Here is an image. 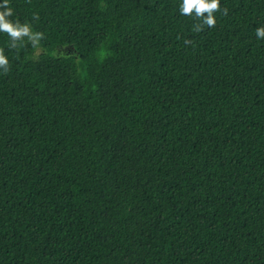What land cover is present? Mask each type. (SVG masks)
Segmentation results:
<instances>
[{
  "label": "trees",
  "instance_id": "1",
  "mask_svg": "<svg viewBox=\"0 0 264 264\" xmlns=\"http://www.w3.org/2000/svg\"><path fill=\"white\" fill-rule=\"evenodd\" d=\"M181 3L9 0L0 264H264V0Z\"/></svg>",
  "mask_w": 264,
  "mask_h": 264
},
{
  "label": "clouds",
  "instance_id": "2",
  "mask_svg": "<svg viewBox=\"0 0 264 264\" xmlns=\"http://www.w3.org/2000/svg\"><path fill=\"white\" fill-rule=\"evenodd\" d=\"M0 9H4L0 11V32L9 36L13 42L11 47H15L16 42L23 41L25 38L34 46L43 39V33L33 32L29 23L21 24L19 21L13 22L9 19L13 15V11L9 7V0H3ZM179 11L181 15L194 16L201 21L200 26L195 29L201 31L205 25L209 28L215 27L216 18L214 13L221 11L220 0H182ZM223 14L227 15V9L223 10ZM34 19H38V17L34 16ZM256 36L258 39H264V26L256 29ZM185 43H189V41H185ZM0 69L5 73L9 71V61L3 49H0Z\"/></svg>",
  "mask_w": 264,
  "mask_h": 264
}]
</instances>
